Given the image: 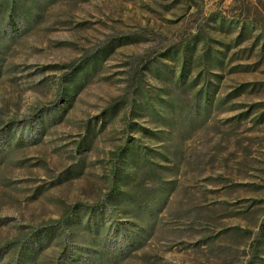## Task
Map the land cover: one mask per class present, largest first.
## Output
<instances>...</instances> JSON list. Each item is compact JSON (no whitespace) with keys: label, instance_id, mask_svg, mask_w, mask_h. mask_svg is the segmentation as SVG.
Returning a JSON list of instances; mask_svg holds the SVG:
<instances>
[{"label":"rangeland","instance_id":"1","mask_svg":"<svg viewBox=\"0 0 264 264\" xmlns=\"http://www.w3.org/2000/svg\"><path fill=\"white\" fill-rule=\"evenodd\" d=\"M0 18V264L65 261L59 230L34 233L76 205H101L112 185V153L128 139L155 147L129 133L126 111L104 123L105 111L134 75L159 86L155 67L169 64L163 53L180 45L195 47L196 56L209 49L223 62L211 70L219 75L211 78L216 107L247 88L207 121L177 129L166 176L175 184L155 236L120 254L118 264H264V120H257L264 113V0H0ZM74 67L78 85L64 83ZM134 121L135 129H155L149 117ZM89 122L105 127L79 153ZM79 163L81 175V166L73 168ZM103 217L115 228L102 245L116 257L136 225L108 210Z\"/></svg>","mask_w":264,"mask_h":264},{"label":"trees","instance_id":"2","mask_svg":"<svg viewBox=\"0 0 264 264\" xmlns=\"http://www.w3.org/2000/svg\"><path fill=\"white\" fill-rule=\"evenodd\" d=\"M10 11L11 13L15 11L14 4ZM6 13L7 10L4 15ZM1 24L0 18V31ZM3 35L0 32V41ZM112 49L111 47L110 52ZM195 53L196 48L189 45L170 48L169 52L162 55L164 60L170 63H160L161 67H155L153 72L159 86L150 87L142 81V78L134 75L126 94L105 111L107 117L104 123H108L120 112L126 111V128L129 133H142L143 138L152 141L155 147L144 144L141 139H128L125 145L112 153L110 171L112 185L101 205L92 207L76 205L72 211L65 213L59 223L34 233L35 235L46 233L47 236L50 234L52 236L59 230V234L63 236L62 245L67 256L61 264H118L122 257L120 254L123 252L132 254L144 249L155 236L160 214L175 184V181L166 179L170 171L174 170L173 165L177 157V149L173 143L175 133L177 129L185 128L187 123L192 125L200 124L202 120L207 121L216 107L219 86L211 78L218 79L219 75L211 70H221L223 62L214 59L216 56L212 55L209 49L200 56H196ZM3 54L0 46V74ZM153 64L154 62L150 66ZM79 71V67H74L70 75H65L64 83L78 85L75 78ZM84 86L85 84L82 83L79 88ZM246 88L247 85H243L230 92L219 101L217 107L227 105ZM232 110L233 108L226 109L224 112ZM64 112L61 117L64 116ZM249 114L250 111H247L242 116ZM136 116L149 117L155 129L140 127L135 129ZM257 120L263 121L264 113H261ZM104 123L99 129H97L98 125L96 127L94 123H88L86 134L78 143L79 153L90 150L93 140L105 127ZM20 145L19 142L12 144V146ZM1 165L0 160V167ZM80 166L81 163L74 165L73 168ZM83 171L84 166H81L77 174L81 175ZM107 210L114 216L112 218L116 220L123 218L124 222L136 225L134 229L127 228L131 233V239L124 250L117 252L119 254H116V257L109 256V252L102 245L108 233L110 234L115 228L113 221L109 223L103 217ZM77 229H80L79 232L83 235L80 236ZM115 230L118 232V228ZM260 235L264 236V222L261 225ZM28 242L22 243V259L26 251L23 246ZM253 257L260 258L258 255ZM248 264L257 263L250 260Z\"/></svg>","mask_w":264,"mask_h":264}]
</instances>
